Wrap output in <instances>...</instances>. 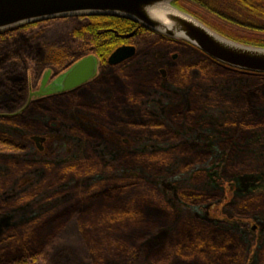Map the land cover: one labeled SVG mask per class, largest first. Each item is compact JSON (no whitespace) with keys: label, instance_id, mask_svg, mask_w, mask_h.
I'll return each mask as SVG.
<instances>
[{"label":"rangeland","instance_id":"1","mask_svg":"<svg viewBox=\"0 0 264 264\" xmlns=\"http://www.w3.org/2000/svg\"><path fill=\"white\" fill-rule=\"evenodd\" d=\"M180 4L228 38L264 44L262 31L232 29ZM139 39L136 55L99 70L100 81L39 103L27 97L0 120L20 149L0 151V264L72 218L94 264L119 263L134 249L145 264H264V90L251 92L258 78L204 64L185 43ZM31 136L41 137V150ZM182 190L215 199L193 205ZM194 236L229 245L204 257L186 241ZM61 241L65 258L79 263L75 240Z\"/></svg>","mask_w":264,"mask_h":264},{"label":"trees","instance_id":"2","mask_svg":"<svg viewBox=\"0 0 264 264\" xmlns=\"http://www.w3.org/2000/svg\"><path fill=\"white\" fill-rule=\"evenodd\" d=\"M180 1L182 0H177L173 4L223 34L219 29L208 24L196 12L197 10L194 11L182 6ZM183 2L194 4L203 11L202 13L212 16V20L220 22L226 27L251 30L253 33L264 32V0H183ZM130 33L132 35L128 36ZM145 35H158L167 42L184 43L157 34L138 22L118 15L93 14L57 17L30 22L1 31L0 113H12L22 105L28 97L29 82H37L44 69L52 70L54 72L53 76H56L81 58L93 55L100 63V71L105 69L108 72L124 63L109 65L107 63L109 55L117 47L124 44H132L138 48L140 44H144V41L139 38ZM202 55L205 58V60H202L204 64L208 62L212 67L222 66L229 72L233 71L234 73L258 78L252 86L251 92L261 94V91L264 90L263 73L231 68L214 61L203 53ZM98 77L93 79L91 83L100 81ZM12 79L19 81L18 85L15 82L13 83ZM75 90L77 88L64 93L46 95V98L62 97ZM34 98L38 99L32 100L31 103H39L43 96ZM10 118H13V116H0V120L3 121ZM8 150L20 151L19 146L9 136L0 133V151L5 152ZM179 196L183 201L190 202L193 205L211 202L215 199L214 196L209 197L205 194L185 192L183 190L179 192ZM127 215L121 214L117 218L127 217L126 219H129ZM83 216L85 215L81 214L80 219L76 218V221H81ZM73 219L75 218H72L70 222ZM70 222L55 230L44 244L34 247L32 250L27 248L22 253L16 254L15 258L11 259V263L83 264L84 262V264H94L91 260L93 248L88 246V235L79 228L77 230L72 229ZM72 239L75 241L70 247L81 257L79 263L66 259L65 256L69 254L62 251L66 246L62 245L64 243L61 240L71 241ZM186 241L189 242V245L195 246L198 250L196 254H201L204 257H206L207 253L212 256L215 252L214 256L219 257L217 255H223L225 248L229 245L228 239L215 243L200 236L191 237ZM208 259L210 260L211 258L209 257ZM218 261L220 260L213 259V262ZM115 264H145V261L142 253L134 249L132 251L128 250L125 257Z\"/></svg>","mask_w":264,"mask_h":264},{"label":"water","instance_id":"3","mask_svg":"<svg viewBox=\"0 0 264 264\" xmlns=\"http://www.w3.org/2000/svg\"><path fill=\"white\" fill-rule=\"evenodd\" d=\"M175 1L177 0H0V32L26 23L57 17L118 15L138 22L157 34L182 41L222 65L264 74V45L228 38L174 5ZM135 53L134 45H121L109 55L107 63L111 66L120 64ZM97 65L98 59L95 56H85L64 74L53 79L48 87L46 83L51 70L47 69L39 88L29 92L28 102L33 97L62 93L75 88L94 76ZM160 72L165 76L164 69H160ZM13 115L15 113H0V116L4 117ZM31 140L41 150V137L31 136Z\"/></svg>","mask_w":264,"mask_h":264},{"label":"flooded vegetation","instance_id":"4","mask_svg":"<svg viewBox=\"0 0 264 264\" xmlns=\"http://www.w3.org/2000/svg\"><path fill=\"white\" fill-rule=\"evenodd\" d=\"M132 35V34H131ZM130 35V36H131ZM129 36V35H128ZM132 45V44H131ZM135 46V45H134ZM135 48H136V46H135ZM136 53H137V48H136ZM136 53H135V55H136ZM134 55V56H135ZM133 56V57H134ZM132 57V58H133ZM70 68V67H69ZM68 69V68H67ZM66 69V70H67ZM47 70V69H46ZM66 70L65 71H63L62 73H60V74H58V75H56V76H52V79L54 78H57V77H59V76H61L62 74H64L65 72H66ZM99 70H100V63H99V61H98V65H97V67H96V73L94 74V76L91 78V79H89L88 81H86V82H84V83H82V84H80V85H78V86H76L75 88H73V89H71V90H69V91H72V90H74V89H76V88H79V87H81V86H84V85H86L87 83H89V82H91L93 79H95L96 77H97V74H98V72H99ZM65 92H68V91H65ZM62 93H64V92H62ZM29 94V93H28ZM36 144V143H35ZM37 146V145H36Z\"/></svg>","mask_w":264,"mask_h":264},{"label":"bare ground","instance_id":"5","mask_svg":"<svg viewBox=\"0 0 264 264\" xmlns=\"http://www.w3.org/2000/svg\"><path fill=\"white\" fill-rule=\"evenodd\" d=\"M168 10H170L169 8H167Z\"/></svg>","mask_w":264,"mask_h":264}]
</instances>
